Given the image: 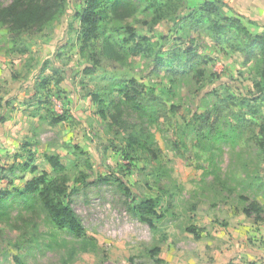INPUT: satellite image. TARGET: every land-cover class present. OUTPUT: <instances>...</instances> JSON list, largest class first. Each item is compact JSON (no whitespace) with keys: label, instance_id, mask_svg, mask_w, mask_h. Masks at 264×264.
I'll list each match as a JSON object with an SVG mask.
<instances>
[{"label":"rangeland","instance_id":"1","mask_svg":"<svg viewBox=\"0 0 264 264\" xmlns=\"http://www.w3.org/2000/svg\"><path fill=\"white\" fill-rule=\"evenodd\" d=\"M85 1L67 0L58 17L57 0H0V190L8 193L0 264H156L179 243L197 263L214 260L202 241L231 225L264 227L259 67L242 48L217 43L205 25L188 20L200 0H129L125 11L106 17L109 42L102 37L83 48ZM224 4L252 33L264 31L246 11ZM14 5L52 7V18L19 24L5 14ZM130 26L142 52L123 43ZM132 78L147 95L155 92L159 110L125 100L122 85ZM50 155L60 156L64 171ZM45 174L66 182L62 199L83 236L57 225L37 193H19ZM144 198L159 201L154 228L132 211Z\"/></svg>","mask_w":264,"mask_h":264},{"label":"trees","instance_id":"2","mask_svg":"<svg viewBox=\"0 0 264 264\" xmlns=\"http://www.w3.org/2000/svg\"><path fill=\"white\" fill-rule=\"evenodd\" d=\"M16 1L22 2L23 0ZM104 2L105 0H86L85 7L79 14L82 27L79 31L78 39L83 48L91 46L102 37L106 42H109L105 30V28H107L106 17L109 16L110 13L118 15L121 10L125 11V7L131 3L129 0H115L106 8L104 7ZM66 3L67 0H57L55 3L54 8L56 7V9L54 13L58 15V17H61L64 13ZM224 5L223 0H205L198 8L192 10L187 18L190 22L192 21L197 24L205 25L217 43H226L229 46L242 48L248 60H255L257 63L256 66L259 67V75L261 76L259 86L264 92V31L256 34L252 33L241 17L227 15L224 10ZM52 9V7L48 10L39 5H35L25 10L18 11L14 5L5 10V14L12 16L15 22L19 24L34 25L41 23L48 17L52 18ZM165 17L166 15L163 13L158 19L160 21ZM252 21H257L262 25V21L260 20ZM262 26H264V23ZM127 31L129 35L123 40L124 45H130L136 50V53L142 52V41L138 39L134 27H128ZM142 39L145 40L146 38L142 37ZM85 72H94V67L87 66ZM43 82L42 86L45 87L47 81ZM122 93L125 100L138 110L147 111L151 109L153 113V110L157 111L161 108L160 98L155 95V92L150 91L149 95H147L134 78L122 85ZM246 103L248 106H251L247 101H244L245 105ZM252 112L255 113V110ZM60 120H62V117L56 119V122ZM262 134L264 135V126L262 127ZM48 161L57 171L62 172L65 170V166L61 162L59 155L48 156ZM5 168L4 166H0V170L5 171ZM25 168L28 169L29 166L26 165ZM15 169L16 166L14 165L9 167L11 172H14ZM121 185L125 194L136 202L137 198L135 194L124 185L123 182H121ZM67 190L68 186L65 181L51 180L45 174L28 181L25 189L19 191V193L23 196H30L37 193L56 224L61 228L67 229L76 237H81L85 234L83 223L79 219L71 203L68 200L62 199V196H66ZM7 194L6 191L0 190V207ZM158 205L159 201L157 199L144 198L132 207V211L136 213L141 220L147 222L154 228L156 226L154 216L157 214ZM161 216L162 215H159L158 217ZM160 251V247H155L151 252L158 254ZM155 262L156 264H164L165 260L161 257H157Z\"/></svg>","mask_w":264,"mask_h":264},{"label":"crops","instance_id":"3","mask_svg":"<svg viewBox=\"0 0 264 264\" xmlns=\"http://www.w3.org/2000/svg\"><path fill=\"white\" fill-rule=\"evenodd\" d=\"M203 1L205 0L199 2ZM223 1L234 8L243 9L251 19L260 20L263 25L264 0ZM6 128L9 131V127ZM255 228L259 227L231 225L227 229L225 228L227 232L218 233L220 238L216 237L211 242L202 241L201 245H204L207 250H211L214 260L209 259L207 255L203 263H197L194 257L188 258L182 252L185 245L180 243L176 247V252H162L161 258L165 260V264H264V227L260 230Z\"/></svg>","mask_w":264,"mask_h":264}]
</instances>
